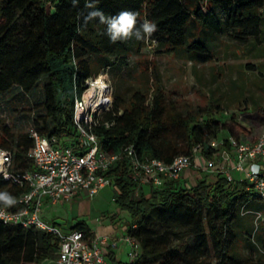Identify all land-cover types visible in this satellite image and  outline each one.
<instances>
[{
    "label": "trees",
    "instance_id": "obj_1",
    "mask_svg": "<svg viewBox=\"0 0 264 264\" xmlns=\"http://www.w3.org/2000/svg\"><path fill=\"white\" fill-rule=\"evenodd\" d=\"M85 4L86 0L75 5L72 0H0V94L13 87L32 93L42 80V97L36 107L43 114L34 121L41 136L72 143L76 137L74 103L85 81L101 70L126 67L129 57L140 55L147 40L160 55L180 54L197 64L212 57L220 37H228L261 59L244 68L264 76V0H95L91 9ZM92 11L106 17L132 11L138 14L137 27L147 19L157 30L147 40L131 37L112 42L107 25L99 18L85 23L84 17ZM148 70L141 72L138 84L128 87L124 96L115 93L111 109L93 127L106 153L119 154L129 146L138 159L155 158L169 164L176 156L190 155L197 145L210 159L216 149L209 143L219 135L227 148L228 137L249 143L256 140V133L249 141L241 136L264 125V109L252 108L245 115L250 127L235 115L220 122L213 113L220 111L219 105L182 112L167 105ZM104 122L112 124L105 127ZM31 146L29 133L2 128L0 149L12 152L14 170L32 168L27 157ZM108 174L115 187L113 200L128 214L125 233L140 244L134 262L121 263L114 252L106 251L109 264H206L211 250L216 264H264V200L247 189L245 181L229 182L217 172L212 183L205 174L187 186L181 174L159 187L150 185L145 192L146 185L133 178L125 157L112 164ZM26 191L0 181V206H9ZM248 214L255 220L246 221ZM155 227L172 230L178 240L191 237L192 242L181 248L172 246L157 233L151 234ZM74 229L90 233L83 220L66 228ZM59 244L54 234L0 223V264L56 259ZM239 244L245 254L236 250Z\"/></svg>",
    "mask_w": 264,
    "mask_h": 264
},
{
    "label": "built area",
    "instance_id": "obj_2",
    "mask_svg": "<svg viewBox=\"0 0 264 264\" xmlns=\"http://www.w3.org/2000/svg\"><path fill=\"white\" fill-rule=\"evenodd\" d=\"M104 78V75L88 78L80 98L75 100L76 137L72 143L63 144L61 138H47L31 130L32 146L27 157L32 161V168L23 171L13 169L10 150L0 149V181L27 189L13 198L9 206H0V223L58 236L56 264H106L103 248L116 247L118 243L125 246L128 262H134L140 254V244L127 233L110 240L107 235L91 231L89 234L76 229L62 231L41 217L45 201L57 204L81 194L92 198L100 189L111 185L113 177L108 171L122 157L128 159L133 178L142 186L159 187L165 180L178 178L192 162L199 161L207 173L219 172L229 182L245 181L247 189L264 200V134L252 143L228 137V148L223 140H212L209 145L216 150L210 159L201 154V147L197 145L190 155L176 156L169 164L155 158L138 159L129 146L119 154L106 153L93 131L112 107L111 90ZM111 124L104 122L105 127Z\"/></svg>",
    "mask_w": 264,
    "mask_h": 264
},
{
    "label": "rangeland",
    "instance_id": "obj_3",
    "mask_svg": "<svg viewBox=\"0 0 264 264\" xmlns=\"http://www.w3.org/2000/svg\"><path fill=\"white\" fill-rule=\"evenodd\" d=\"M259 61L261 59L255 58L252 53L245 52L228 37H220L214 44L212 57L197 64L180 54L160 55L154 48V43L147 40L140 55L129 57L126 67L119 71L101 70L98 75L105 77V82L111 90L110 103L112 104L115 93L124 96L127 88L137 85L141 72L149 67L148 72L152 71V80L160 85L168 106L173 105L178 110L187 112L196 109L202 111L204 108L219 105L220 111L213 113L220 122H228L230 116L235 115L238 121L250 127V123L244 121L245 115L252 108L264 109V88H262L264 76L249 72L244 65ZM41 86L42 80L32 93L26 94L18 87H13L8 92L0 94V136L4 126L13 132L26 133L40 128L34 125V121L38 115L43 114V111L36 107L42 97ZM250 131V134L241 136V139L249 141V137L255 133L258 138L264 134V125ZM218 139L221 140L222 137L219 135ZM195 164L192 162V165L181 175L187 186L205 174L210 183L215 181L216 171L207 173L199 166V161H195ZM148 186L144 187L145 192L149 190ZM114 192L115 187L111 184L100 189L92 198L80 196L78 200L69 202L67 206L57 207L54 210L57 214L54 222L62 224L66 230L69 225L78 220H83L87 224L103 220L109 225L103 231L113 229L121 233L125 230L123 226L125 221L129 219L128 214L114 202ZM248 215L245 218V220L248 218L246 221L255 220L251 214ZM51 217V214L45 215L48 221L52 219ZM180 231L181 228L177 232ZM154 233L170 245L179 248L183 243L190 245L192 242L191 237L178 240L172 230H158L155 227L151 234ZM236 250L241 254L246 253L242 244H239ZM119 257L125 259L122 255ZM216 261L217 258L211 250L206 264H216Z\"/></svg>",
    "mask_w": 264,
    "mask_h": 264
},
{
    "label": "clouds",
    "instance_id": "obj_4",
    "mask_svg": "<svg viewBox=\"0 0 264 264\" xmlns=\"http://www.w3.org/2000/svg\"><path fill=\"white\" fill-rule=\"evenodd\" d=\"M75 5L78 0H72ZM85 6L87 8L95 7V0H86ZM138 14L132 11H122L116 16L106 17L100 11H92L84 17L85 23L99 18L102 24L107 25V35L112 42L118 40H126L135 37L136 40H147L157 30L156 24L145 19L139 27H137Z\"/></svg>",
    "mask_w": 264,
    "mask_h": 264
},
{
    "label": "crops",
    "instance_id": "obj_5",
    "mask_svg": "<svg viewBox=\"0 0 264 264\" xmlns=\"http://www.w3.org/2000/svg\"><path fill=\"white\" fill-rule=\"evenodd\" d=\"M80 196L86 197L84 194H81ZM80 196L74 198L71 201L78 200ZM71 201H64L62 203H57V204H51L50 202L45 201L44 204H43V207H42L41 217L43 219L47 220L45 218V215L46 214L47 215H50L51 214V216H52L51 218L52 219L49 220V221L53 223L55 221V219L57 218V214L54 211L55 208L62 207V206H67L69 204V202H71ZM105 223H106V221H103L102 220L101 222L94 223V224H87V225H88V227H89V229H90L91 232L98 233V234H103V235H107L110 240L116 239L117 237H119V236H121V235H123L125 233V230L123 232H121V233H117L113 229H111V230L109 229L107 231H103V229L109 227V225L108 224H105ZM59 228H60V226H59ZM125 228H126V225H125ZM62 231H68V230H62ZM103 250H104V255H105V252L109 250V251H112V252H114L116 254L117 259L120 260L121 263H127L128 262V258H127V254H126V248L121 243H118L116 247H112L110 245H106L103 248ZM119 255H122V257L124 256L123 258H125V259L120 258ZM55 260L56 259H46V260L42 261L41 264H56ZM105 261H106V264H109L108 258H107L106 255H105Z\"/></svg>",
    "mask_w": 264,
    "mask_h": 264
},
{
    "label": "bare ground",
    "instance_id": "obj_6",
    "mask_svg": "<svg viewBox=\"0 0 264 264\" xmlns=\"http://www.w3.org/2000/svg\"><path fill=\"white\" fill-rule=\"evenodd\" d=\"M98 83H100V81H98Z\"/></svg>",
    "mask_w": 264,
    "mask_h": 264
}]
</instances>
